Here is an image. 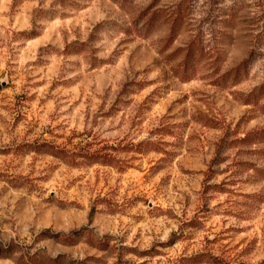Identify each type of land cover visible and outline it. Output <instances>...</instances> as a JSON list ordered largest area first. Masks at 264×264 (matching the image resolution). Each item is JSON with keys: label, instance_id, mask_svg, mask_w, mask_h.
<instances>
[{"label": "rangeland", "instance_id": "1", "mask_svg": "<svg viewBox=\"0 0 264 264\" xmlns=\"http://www.w3.org/2000/svg\"><path fill=\"white\" fill-rule=\"evenodd\" d=\"M0 264H264V0H0Z\"/></svg>", "mask_w": 264, "mask_h": 264}, {"label": "trees", "instance_id": "2", "mask_svg": "<svg viewBox=\"0 0 264 264\" xmlns=\"http://www.w3.org/2000/svg\"><path fill=\"white\" fill-rule=\"evenodd\" d=\"M186 66H188V65H186ZM189 66L191 67L192 65H189ZM191 68H192V67H191ZM187 71H188V70H186V73H187Z\"/></svg>", "mask_w": 264, "mask_h": 264}]
</instances>
